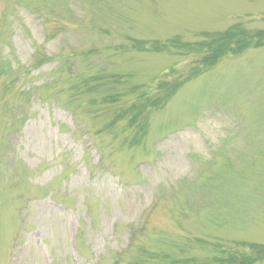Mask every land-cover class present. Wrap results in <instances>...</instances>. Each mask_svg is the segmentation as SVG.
<instances>
[{
    "label": "rangeland",
    "instance_id": "1",
    "mask_svg": "<svg viewBox=\"0 0 264 264\" xmlns=\"http://www.w3.org/2000/svg\"><path fill=\"white\" fill-rule=\"evenodd\" d=\"M260 251L264 0H0V264Z\"/></svg>",
    "mask_w": 264,
    "mask_h": 264
},
{
    "label": "trees",
    "instance_id": "2",
    "mask_svg": "<svg viewBox=\"0 0 264 264\" xmlns=\"http://www.w3.org/2000/svg\"><path fill=\"white\" fill-rule=\"evenodd\" d=\"M242 38L231 36L229 34V31H227L226 33H213L212 35L209 34L206 41L210 40V42L208 44H205V46H201L202 48H204L205 54H207L204 57L205 64L212 66L214 62L221 57V55L231 52L232 48H235L236 52L244 48L247 43L245 42L243 36Z\"/></svg>",
    "mask_w": 264,
    "mask_h": 264
}]
</instances>
